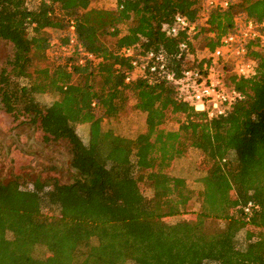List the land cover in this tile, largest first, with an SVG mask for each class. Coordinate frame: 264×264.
I'll use <instances>...</instances> for the list:
<instances>
[{
    "label": "trees",
    "instance_id": "1",
    "mask_svg": "<svg viewBox=\"0 0 264 264\" xmlns=\"http://www.w3.org/2000/svg\"><path fill=\"white\" fill-rule=\"evenodd\" d=\"M115 2L97 9L91 0H0V40L14 47L0 73L2 109L37 127L45 143L67 142L74 171L70 184L0 180V264H264V43L249 45L251 78L224 66L242 99L212 119L179 100L159 74L126 84L131 61L120 55L124 47L154 52L177 77L201 69L240 18L264 22V0H232L207 21L204 0ZM176 16L197 32L168 36L164 27ZM182 43L189 55L179 58ZM45 94L58 99L41 104L37 96ZM134 110L146 115L140 133L104 129ZM85 124L88 142L78 130ZM191 149L208 168L199 191L172 174L175 159ZM170 216L187 219L170 225ZM37 247L48 255L37 258Z\"/></svg>",
    "mask_w": 264,
    "mask_h": 264
},
{
    "label": "built area",
    "instance_id": "2",
    "mask_svg": "<svg viewBox=\"0 0 264 264\" xmlns=\"http://www.w3.org/2000/svg\"><path fill=\"white\" fill-rule=\"evenodd\" d=\"M231 2L232 0H204L201 20L207 21L212 11L227 9ZM70 25V40L73 45L76 39L75 25L73 22H70ZM164 31L168 36L175 38L182 33L194 34L197 27L185 17L176 16L172 23L164 27ZM255 41L264 43V22L259 24L247 18H240L236 31L221 40L211 55L210 63H204L201 69H187L180 77L167 70L161 55L154 52L137 54L134 47H124L120 55L131 61V72L127 74L125 83L130 84L138 78L159 74L167 83L176 87L178 99L188 103L196 112L206 113L211 119L224 116L242 99L240 93L228 86L224 66H228L229 73L238 78H251L255 74L256 63L249 59L248 49ZM60 50L70 55V49L62 46ZM187 51L188 45L182 43L179 58L188 56ZM83 55L96 64L101 61L91 53L84 52ZM198 60L200 63L202 58L198 57ZM253 207L252 202L248 203L245 212L250 214Z\"/></svg>",
    "mask_w": 264,
    "mask_h": 264
},
{
    "label": "rangeland",
    "instance_id": "3",
    "mask_svg": "<svg viewBox=\"0 0 264 264\" xmlns=\"http://www.w3.org/2000/svg\"><path fill=\"white\" fill-rule=\"evenodd\" d=\"M91 2V7L97 9H111L116 4L115 0H91ZM58 34L54 32V37H57ZM13 56V45L0 40V73L6 62ZM57 99V94L37 96V100L44 105H52ZM133 104L134 102H132ZM145 119V114L134 110L118 123L105 122L104 129L132 137L144 129ZM20 122L14 121L10 115L5 113L0 103V180L9 182L17 178H25L30 182H44L47 179L56 178L62 184L72 183L74 171L70 168L71 153L67 142L45 143L43 134L37 127L28 124L22 125ZM166 128L175 130L177 126L168 124ZM80 134H82L81 138L84 142H88L89 135L82 132ZM201 163V153L191 149L188 154L175 159L172 174L185 181L192 190L199 191L202 188L200 180L205 177L208 169ZM142 192L148 199L154 195L152 189L147 186L142 188ZM184 219L187 217L170 216L165 219V223L172 225ZM243 239L244 234H241L239 236L240 243ZM34 255L37 258H44L48 253L44 248L37 247ZM71 262V259L66 260V264H71Z\"/></svg>",
    "mask_w": 264,
    "mask_h": 264
},
{
    "label": "crops",
    "instance_id": "4",
    "mask_svg": "<svg viewBox=\"0 0 264 264\" xmlns=\"http://www.w3.org/2000/svg\"><path fill=\"white\" fill-rule=\"evenodd\" d=\"M79 131L82 132L83 134H88L90 132V126L89 124H85L79 127Z\"/></svg>",
    "mask_w": 264,
    "mask_h": 264
}]
</instances>
